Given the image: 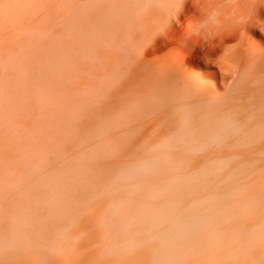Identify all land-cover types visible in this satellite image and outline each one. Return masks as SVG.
Masks as SVG:
<instances>
[{
  "label": "rangeland",
  "instance_id": "1",
  "mask_svg": "<svg viewBox=\"0 0 264 264\" xmlns=\"http://www.w3.org/2000/svg\"><path fill=\"white\" fill-rule=\"evenodd\" d=\"M4 2L0 264H264V124H249L263 110L245 100V113L192 121L188 87L220 99L226 78L200 51L184 74L165 64L185 13L183 25L166 0Z\"/></svg>",
  "mask_w": 264,
  "mask_h": 264
},
{
  "label": "bare ground",
  "instance_id": "2",
  "mask_svg": "<svg viewBox=\"0 0 264 264\" xmlns=\"http://www.w3.org/2000/svg\"><path fill=\"white\" fill-rule=\"evenodd\" d=\"M166 2L169 3V6L172 4L171 7H167L169 18L173 17L178 22L181 20V13H185L183 18L186 19L185 21L181 20V22H186V25L182 22L184 25L181 36L183 47L179 52L167 58L165 56V64L171 63L173 65L169 70L173 69L171 71H175L174 73L181 71L184 74L187 72V68L184 66L185 56L200 51L215 55L214 64L221 71L219 80H222L223 76L226 78L223 81L226 82V85L224 84L226 92L220 99L208 97L204 92L197 89H193V91L190 89L191 85L188 87V97L198 101L193 110L195 117L192 121H207L210 117H214L218 110L242 113L248 109L247 100H249L250 105L258 106L261 112L263 110L262 114H264V42L252 44L249 37V32L264 37V20L262 21L264 0H166ZM192 2L196 4L193 5ZM10 7L11 4L4 2L0 7V14ZM180 26L183 27L181 23ZM175 30L177 29L175 28ZM163 36L165 35L163 34ZM233 41L234 43H232ZM221 47V52L217 53ZM206 66L213 67L209 63H206ZM216 73V71H210L214 81L212 85L217 82L214 79ZM188 77L191 79V83L198 82L197 84L201 85L204 82L199 81L197 76L189 75ZM171 78L169 77V79ZM204 83L202 86L206 89L208 85ZM202 86L201 88H203ZM164 117L168 118L169 121L175 119L168 112ZM255 123L264 124V119H256L249 124ZM38 191L34 194L40 197L47 192ZM49 192H52V189ZM32 207L37 211L39 210V207ZM33 244V242L28 243L30 246Z\"/></svg>",
  "mask_w": 264,
  "mask_h": 264
},
{
  "label": "snow or ice",
  "instance_id": "3",
  "mask_svg": "<svg viewBox=\"0 0 264 264\" xmlns=\"http://www.w3.org/2000/svg\"><path fill=\"white\" fill-rule=\"evenodd\" d=\"M105 113H111L112 109L110 106H106L103 110ZM126 111V109H121V112L116 115L107 116L106 118L104 116H101V130L110 128L113 126V124L116 122V120L119 118L120 115H122ZM233 126L236 127L237 132L240 131V125L239 122L234 121ZM229 136H225L222 138L214 139L212 141H209L206 145H204V148L215 146H223L227 143ZM244 138L241 137L238 143H243Z\"/></svg>",
  "mask_w": 264,
  "mask_h": 264
}]
</instances>
